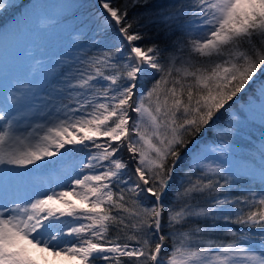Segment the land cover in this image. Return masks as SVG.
<instances>
[{"label": "snow or ice", "instance_id": "snow-or-ice-1", "mask_svg": "<svg viewBox=\"0 0 264 264\" xmlns=\"http://www.w3.org/2000/svg\"><path fill=\"white\" fill-rule=\"evenodd\" d=\"M80 36L54 80L0 104V173L59 165L0 193V264H264V188L231 197L227 163L252 85L264 129V0H96ZM208 134L219 162L190 148ZM207 219L240 227L210 239Z\"/></svg>", "mask_w": 264, "mask_h": 264}, {"label": "rangeland", "instance_id": "rangeland-1", "mask_svg": "<svg viewBox=\"0 0 264 264\" xmlns=\"http://www.w3.org/2000/svg\"><path fill=\"white\" fill-rule=\"evenodd\" d=\"M46 1L48 0H28L22 4V7L18 8L17 11L12 10V14L10 13L12 16L9 18L10 21L0 27V104H2L8 96L7 86L11 85L13 82L21 80V82L33 81L35 83L42 82L48 77V79H50V75H53L54 71L58 68L57 62L62 60L61 56L57 57L54 56V54L59 52L58 54L63 55L61 50H57V48H65V45L62 47H53L54 44H58V41H67L69 36L75 41L80 40V37H77V35L73 33L74 28L69 25L66 18L62 17V22H60L59 19L69 10V5L63 2L57 5L53 3V6L50 5L51 7L48 8L50 12L48 11L46 13L45 10L42 9V4ZM8 11L9 9L6 11V15H8ZM54 23L59 25H55ZM46 27H48L46 32L49 30L51 35L48 36L50 39L44 42ZM59 27L71 33L60 37L57 33ZM45 46L50 48L47 49ZM50 52L53 53L49 54ZM65 58L66 57L63 56V59ZM38 95L42 96L43 94L40 92ZM249 102L254 105V119L244 127L242 133L239 135L240 137H249L247 133L249 131L248 128L252 130L254 125H259V128L262 129L260 124L262 109L259 106V101L251 97ZM244 106L245 105H240L238 107ZM13 115H15V113H13ZM248 140H250V138H248ZM203 148L206 149L205 154L207 156L208 154L213 156L212 159L208 157L207 162L213 160L219 162L223 159V157H220L218 154V158L217 156L215 157V153L211 152L214 146L211 145ZM71 163L72 161L67 165ZM227 163L230 170L234 173L235 163L230 159H228ZM58 167L59 165H52L47 169L26 172L21 178L28 181L29 177H40L39 179H41V181H43V178H45L44 181H46L51 179L52 170ZM11 177H19V175L8 176L0 173V193L4 190L15 193V188L23 191L35 190L42 185V183H30L29 186H26L27 188H17L19 185L14 183Z\"/></svg>", "mask_w": 264, "mask_h": 264}, {"label": "trees", "instance_id": "trees-1", "mask_svg": "<svg viewBox=\"0 0 264 264\" xmlns=\"http://www.w3.org/2000/svg\"><path fill=\"white\" fill-rule=\"evenodd\" d=\"M27 1L28 0H13V3L15 5L22 7L21 5ZM61 2L66 3V5L68 4L69 10H67V12L59 18L60 22H62V17L66 18L69 25L72 28H74L73 33L75 35H77V31L80 29V21L83 20L89 13L92 12L93 6L96 5V0H48L44 4H42V9L45 10L46 13L48 11L50 12V10H48V8L53 6L52 5L53 3H54V5H57ZM12 10L17 11V8H10L8 11L9 12L8 15H6L7 14L6 11L0 12V27L4 26V24L6 22L10 21L9 18L12 16L11 15ZM6 16H8V17H6ZM54 24L59 25L57 23H54ZM47 29H48V27L45 28V32ZM57 31H58L57 33L59 34L60 37H63L65 35H68L69 33H71V32H66L61 27H59L57 29ZM45 35H46V37H45L44 42L47 41L48 39H50V37H48V36L51 35V32L48 30L45 33ZM70 35H72V34H70ZM88 35L90 36L91 33H89ZM57 43L58 44H54L53 47H62L65 45V48H57V50H61V53L63 54V55L57 54V56H61L63 59V56H65L66 58H71V57L77 55L78 52L80 51V48L77 46L82 45L84 47H87L89 45V39H88V36H80V40L75 41L72 38H70V36H69L67 41H62V42L58 41ZM45 47H47V49L50 48L48 46H45ZM62 49H66V50H62ZM95 50L96 49H93V51H95ZM52 53L53 52H50L49 54H52ZM89 54H91V53H89ZM57 71H59L58 68L56 71H54L53 75H50V79L54 80L56 78ZM149 83H150V81H149ZM254 89H255V85L250 86L248 91L244 93L243 98L237 100L236 106L238 107L240 105H245L246 100L250 101V98L252 97L251 93H252V91H254ZM41 93L43 94V92H41ZM133 116H134V114H133ZM254 126L252 127V130H250L248 128L249 131L247 133L249 134V137L238 136L234 139V141L232 143L231 154L234 155L236 160H238V161L234 165V174L237 177V182L233 183L231 189L228 190L230 192L231 197L239 196L246 191L259 192L262 190V188H264V186L261 185V182L259 184H256V185H251L248 181H246V182L240 181L239 180V174H238L248 164L246 159H244L246 154L244 153L243 147L246 151H249L250 153L254 154L256 157L260 156V144H261L260 136H261V131L264 129L259 128V125L258 126L254 125ZM248 134H247V136H248ZM248 138H250V140H248ZM211 145L215 147V143L213 141L211 134H208V135H201L200 137H197L193 141L192 145H190V148H193V149L197 148V147L203 148V147L211 146ZM216 156L218 158L217 154H215V157ZM208 157L211 159L213 158V156L209 155V154H208ZM70 161L71 160H68V161H65L64 163L67 165ZM182 167L186 168L187 163L185 162L182 165ZM180 171H181V166H178L177 173L179 174ZM36 180L39 181L38 178H36ZM223 195H224V193H221V198H223ZM170 199H171V196L169 197V201H170ZM207 203H210V201H208ZM197 223L201 224V226H203V227H207L209 229V231L213 233V235H211L208 238L216 239V240L231 239V237L224 236L221 234L226 230V227L237 229V230L240 227L239 225L232 224L231 222H225L223 219H217L215 222H213L211 219L199 220V221H197ZM170 243L171 242L169 241L168 244H166V246H165V253H164L165 256H166L167 249H168Z\"/></svg>", "mask_w": 264, "mask_h": 264}, {"label": "bare ground", "instance_id": "bare-ground-1", "mask_svg": "<svg viewBox=\"0 0 264 264\" xmlns=\"http://www.w3.org/2000/svg\"><path fill=\"white\" fill-rule=\"evenodd\" d=\"M244 153L246 154L244 159L247 161L246 167H244L238 174H239V180L242 182L248 181L251 185L259 184L260 178H259V169L261 167V156L256 157L254 154L250 153L249 151H246L243 147ZM229 159L233 163H237L238 160H236L235 156L230 154Z\"/></svg>", "mask_w": 264, "mask_h": 264}]
</instances>
